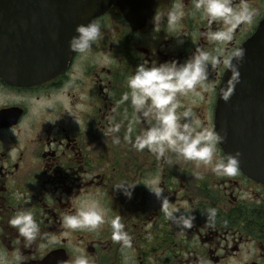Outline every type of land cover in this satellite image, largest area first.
Instances as JSON below:
<instances>
[{
	"label": "flooded vegetation",
	"instance_id": "af4514ba",
	"mask_svg": "<svg viewBox=\"0 0 264 264\" xmlns=\"http://www.w3.org/2000/svg\"><path fill=\"white\" fill-rule=\"evenodd\" d=\"M176 3L182 4L185 15L173 33L167 30L166 13ZM193 5L194 0H129L126 13L119 5H109L93 19L101 24L102 36L90 52L83 57L73 53L59 73L45 80L35 77L39 52L33 41H12L11 49L3 50L0 264H74L80 254L75 247L89 264H264L263 182L241 167L234 177H217L175 152L157 159L147 148L133 147L148 125L143 120L133 123L130 99L123 97L130 93L127 79L143 58L149 66L183 63L198 50L216 54L217 49L240 48L264 21V0H231L234 9L246 5L254 16L251 23L235 25L232 40L221 46L210 42L207 33L227 26L193 15ZM160 14L164 15L155 25L157 32L152 17ZM20 21L40 20L23 16ZM226 71L223 65L209 67L208 90L198 86L186 96L178 95V114L191 108L203 127L216 131L218 93ZM111 124H120L119 132L103 135ZM217 151L227 155L221 144ZM153 179L160 181L170 206L194 208L191 229L165 220L160 201L142 183ZM121 182L138 183L131 199L114 191ZM92 200L107 210L106 222L98 230L62 226L65 215ZM208 208L217 210L214 229L201 215ZM24 211L31 212L40 226L32 242L8 224ZM115 217L130 236L131 248L113 241L109 221ZM45 235L58 243H48Z\"/></svg>",
	"mask_w": 264,
	"mask_h": 264
},
{
	"label": "clouds",
	"instance_id": "9594fccd",
	"mask_svg": "<svg viewBox=\"0 0 264 264\" xmlns=\"http://www.w3.org/2000/svg\"><path fill=\"white\" fill-rule=\"evenodd\" d=\"M193 15L199 13L206 18L209 24L220 22L227 27L220 31L207 33V39L217 45H226L233 38V28L240 23H251L254 13L246 5L236 10L231 5V0H194ZM164 14L152 17L154 30ZM185 15L181 3L173 5L166 13L167 30L175 33L178 25ZM101 24L90 20L87 24L76 25L75 34L69 39L68 47L71 52L78 53L82 57L89 53L93 45L101 38ZM183 43V41H181ZM245 49L235 48L224 51L216 50L211 54L204 50L193 53L190 59L183 63L173 60L149 66V60L143 58L136 66L133 75L127 79L130 93L123 99L129 100L133 109V123L143 120L148 127L137 136L133 147L137 151L148 149L156 155L157 159L165 157L166 152H175L186 161H191L197 167L203 165L217 177H234L239 172L240 152L221 155L217 151V145L225 140V135L217 131L203 127L199 118L195 117L191 108L178 114L181 107L177 96H186L194 92L198 86L207 91L206 81L209 76V67L215 69L220 65L231 75L227 81L226 89L220 97L229 101L235 91V87L241 80L239 65L244 61ZM214 90V88H213ZM181 118L186 122L181 123ZM111 120V118H110ZM120 124H111L103 135L119 132ZM118 143L119 140L117 139ZM198 179L203 176L196 174ZM141 183V182H140ZM148 190L160 201V209L165 220L171 222L179 229H191L194 225V208L188 206H170L169 199L164 195V189L159 180L142 182ZM138 183L121 182L114 186V191H119L126 198L131 199ZM183 209V211H181ZM205 217V225L215 228L217 210L208 208L201 212ZM107 210L101 207L96 200L82 201L75 214L65 215L61 221L62 226L69 230L96 231L106 222ZM112 239L121 243L123 248H131V238L124 231V225L119 217L110 219ZM8 224L17 230V233L27 242L37 239L40 234V226L31 212L24 211L12 216ZM48 243L55 245L58 241L48 235L44 237ZM73 251L77 255L74 264H89L78 247Z\"/></svg>",
	"mask_w": 264,
	"mask_h": 264
},
{
	"label": "water",
	"instance_id": "95a60500",
	"mask_svg": "<svg viewBox=\"0 0 264 264\" xmlns=\"http://www.w3.org/2000/svg\"><path fill=\"white\" fill-rule=\"evenodd\" d=\"M128 3L129 0H0V57L4 49H11L12 41H33L39 52L35 77L48 79L59 73L74 53L68 41L76 25L87 24L111 4L121 6L126 13ZM21 9L40 12L22 15L18 11ZM23 16L39 17L40 21L22 23ZM240 48L245 49L244 61L239 65L241 80L225 102L220 95L231 75L230 70L226 71L218 93L215 129L226 134L221 143L224 152L239 151V167L264 183V21Z\"/></svg>",
	"mask_w": 264,
	"mask_h": 264
}]
</instances>
